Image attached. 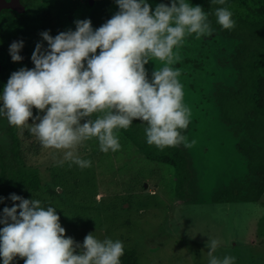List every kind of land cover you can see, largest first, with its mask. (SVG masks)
I'll return each instance as SVG.
<instances>
[{
	"label": "clouds",
	"instance_id": "clouds-1",
	"mask_svg": "<svg viewBox=\"0 0 264 264\" xmlns=\"http://www.w3.org/2000/svg\"><path fill=\"white\" fill-rule=\"evenodd\" d=\"M115 3L119 10L98 28L83 19L74 22L75 30L55 36L43 31L47 48L38 42L31 55L34 67L12 72L0 94V117L81 169L91 167V161L78 155L80 146L96 139L102 152H117L118 130L134 120L146 125V142L160 150L196 143L182 134L192 113L184 102L181 71L172 66L181 60L176 50L187 38L212 34L208 14L189 0L161 2L154 10L148 0ZM212 3L224 5L225 0ZM214 15L223 29L235 27L227 7H217ZM23 45L22 40L10 44L13 62L23 59ZM149 61L162 65L151 76L145 67ZM33 108L41 114L34 116ZM9 198L19 203L0 212L2 264L17 258L24 264H121L119 239L100 240L89 233L81 244L65 235L54 207L15 193ZM4 199L0 196V203ZM218 246L216 239L207 245L208 264H235V257L214 255Z\"/></svg>",
	"mask_w": 264,
	"mask_h": 264
},
{
	"label": "rangeland",
	"instance_id": "rangeland-1",
	"mask_svg": "<svg viewBox=\"0 0 264 264\" xmlns=\"http://www.w3.org/2000/svg\"><path fill=\"white\" fill-rule=\"evenodd\" d=\"M67 2L72 3L71 0ZM148 2L153 10L160 3L158 0ZM189 3L201 6L203 0H189ZM49 6L53 7L54 2ZM82 6L80 9L86 11L87 7ZM55 8L56 34L75 30L77 17L73 12L76 8L67 7L65 0ZM118 10L115 0H98L87 19L95 29ZM230 45L228 37L213 29L210 36L199 40L187 38L184 46L176 50L181 60L172 67L181 71L179 80L183 85L184 102L192 113L184 135L189 142L196 141L193 147L186 148L195 177L191 176L194 185L188 180L190 182L182 186L187 193L185 198L175 197L173 166L151 164L141 151L136 153L141 162L133 156L128 160L115 155L104 165L103 160L97 158L84 172L74 163L64 161L62 152L42 148L36 139L33 140L35 137L30 142L33 141L37 149L35 152L30 147L32 152L28 162L41 170L42 177L38 181L40 187L29 189L24 198L38 199L45 208L54 207L61 226L66 229V236L81 244L89 233L100 240L119 239L124 249L136 251L140 264H208L207 245L211 239L219 241L214 253L218 258L229 255L235 257V264H264V229L262 236L257 233L260 220L264 219V206L256 200L224 199L230 193L221 192L230 188L233 182L246 179L248 170L247 156L236 147L239 135L222 119L216 100L218 89H227L236 81ZM156 63L155 67H162ZM23 67L27 66L22 60L15 62L16 71ZM8 126L7 119L1 117L0 144L4 145L0 147L6 150L9 149ZM22 131L20 129L21 137ZM110 162L112 168L107 167ZM68 169L72 170L69 172ZM61 172L68 173L63 179L67 189L73 187L74 181L80 185L75 201L72 194L69 196L65 192L61 177L54 179ZM73 174L79 177L74 179ZM50 188L55 191L51 192ZM6 194L10 195L9 191ZM6 194L0 192L2 197ZM220 194L221 198L216 197ZM117 199L123 207L131 202L134 206L113 213L109 205H114ZM13 203L19 202L5 198L0 203V212ZM103 207L108 208V213ZM72 222L81 225L75 226Z\"/></svg>",
	"mask_w": 264,
	"mask_h": 264
},
{
	"label": "trees",
	"instance_id": "trees-1",
	"mask_svg": "<svg viewBox=\"0 0 264 264\" xmlns=\"http://www.w3.org/2000/svg\"><path fill=\"white\" fill-rule=\"evenodd\" d=\"M158 1L170 4V0ZM49 4V0H46L44 4L43 2L37 3V7L35 5L32 7L28 6L27 13L23 15L22 20H19L23 25L19 34L17 33L18 29L14 21L8 22L5 31L0 28V53L4 55V60L2 61H7L8 65L6 68L8 71L6 70L0 79V86L2 88L6 83L5 81L9 79V74L12 73V69L9 66L12 64L9 52V46L12 42L20 40L24 42L20 55L23 57L22 61L23 63L25 62L26 68L30 69L34 67L31 55L36 44L40 42L47 48V42L43 41L40 34L43 31H49L50 35H57L56 26L53 23L54 11L50 8ZM201 6L208 14L211 27L218 30L221 35L228 37L231 42L230 61L235 68L236 81L227 89H218L216 100L220 106L222 119L228 122L239 135L236 147L248 159L246 179L233 182L230 188L221 192L230 193V196L224 199L256 200L264 206V0H225L224 5L214 4L212 0H203ZM217 7H227L232 12V19L235 21L233 29L225 30L217 24L214 15ZM89 11L87 8L85 15L79 10L75 11V13L73 12L74 17H77L75 20L87 19ZM156 64L158 63L154 64V62L149 61V65H145L149 76H151V72L154 70ZM158 67L156 66V68ZM38 114L41 113H38L33 108V115ZM29 123H32L31 119ZM145 127L146 125L139 120H134L128 129L118 130L117 135L121 149L117 152L110 151L107 154L102 152L99 149L98 141L92 139L79 147L78 155H82V159L90 160L91 164L98 158L99 160H103L102 164L105 165L106 160H109L110 156L115 155H119L123 159L127 157L128 160L134 157L137 162H141L136 156V153L141 151L145 155L146 161L151 164L157 163L160 167L163 164L173 166L175 171V180L173 182L175 197L182 200L187 194L183 191L182 186L185 185V182L190 181L194 185L193 179L195 177L192 174L191 158L186 147L180 145L160 150L154 145H149L146 142ZM23 131V136L21 137L20 129L9 125L7 129L9 149L6 150L4 147H0V192L6 194L9 191L10 194L15 193L24 198L28 195L27 191H30L29 189H38L40 187L38 181L41 180L42 176L41 170L36 166L30 165L28 162L29 154L32 152L31 148L33 147L34 151L37 149V147H34V142H30V139L34 136L27 129ZM35 139L33 138V140ZM3 145L0 144V146ZM122 153H125V155L122 156ZM62 164L64 162L59 165L62 166ZM107 167L112 168V163L110 162V165H107ZM71 170L68 169L69 172ZM84 172H86L85 168ZM189 174L190 177H187ZM67 175L68 173L62 174L61 172L58 176H54V179L59 178V176L61 177L62 183L66 187L65 192L69 196L72 194L73 197L71 198L75 201L80 192L77 189L80 185L77 184V181H74L73 187L67 189V186L64 184L66 181H63ZM77 177L79 175L73 174L72 176L74 179ZM88 180L91 179L89 178ZM50 191L54 192L55 190L50 188ZM9 197L10 195H4V198L10 199ZM216 197L221 198L222 195L220 194ZM119 202L120 200L117 199L114 205H109L111 212L131 209L133 205V202H131L127 207H123L118 204ZM103 211L108 213V208L103 207ZM263 221L264 219L260 220L257 230L258 235L260 234L261 236L264 229ZM72 223L75 226L81 225L79 222ZM12 264H24V260L17 258ZM121 264H140L136 251L124 249Z\"/></svg>",
	"mask_w": 264,
	"mask_h": 264
},
{
	"label": "flooded vegetation",
	"instance_id": "flooded-vegetation-1",
	"mask_svg": "<svg viewBox=\"0 0 264 264\" xmlns=\"http://www.w3.org/2000/svg\"><path fill=\"white\" fill-rule=\"evenodd\" d=\"M6 1H10V0H6ZM36 0H21V2L23 3L24 5V9H21L19 11H14L13 9H10V8H2L1 12H0V28L1 29H4V31L6 30V26L8 25V22H12L14 21L15 24H16V28L18 29V34H19V31L20 29H22V24H21V21H19L20 19L22 20V17L24 14L27 13L29 7L28 6H33V5H36L37 7V2H35ZM46 0H42L41 2H43V4L45 3ZM34 2V3H33ZM50 2H54V6L51 7V9H53V11H56V6L59 5L60 3L63 2V0H49V3ZM72 3H68L67 0H65V5L68 6H73L74 9L76 8V11L77 10H80L82 12V14L86 13V11L83 12V8L82 9H79V7L81 5L87 7L86 5V2L85 0H71ZM98 3V0H95V5L94 6H89L87 7L89 10L94 8L96 6V4ZM82 6V7H83ZM76 21V20H75ZM4 55H1L0 53V79L3 75V73L8 69L7 68V61H2L4 60ZM11 59V58H10ZM12 60V59H11ZM10 66V69H12L11 71H16L15 69V62L12 61V64L9 65ZM11 74H9V77H10ZM7 83V81H5ZM5 83V84H6ZM4 84V85H5ZM2 91H3V88L0 86V94H2Z\"/></svg>",
	"mask_w": 264,
	"mask_h": 264
},
{
	"label": "water",
	"instance_id": "water-1",
	"mask_svg": "<svg viewBox=\"0 0 264 264\" xmlns=\"http://www.w3.org/2000/svg\"><path fill=\"white\" fill-rule=\"evenodd\" d=\"M87 6H94L95 5V0H85ZM2 8H10L13 9L14 11H19L21 9H24V5L21 2V0H0V12Z\"/></svg>",
	"mask_w": 264,
	"mask_h": 264
}]
</instances>
